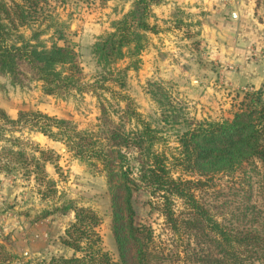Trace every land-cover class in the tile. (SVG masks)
Instances as JSON below:
<instances>
[{
    "label": "trees",
    "instance_id": "trees-1",
    "mask_svg": "<svg viewBox=\"0 0 264 264\" xmlns=\"http://www.w3.org/2000/svg\"><path fill=\"white\" fill-rule=\"evenodd\" d=\"M124 1L131 4V9L111 25L113 32L101 37L94 46L97 65L104 70H110L127 56L129 59L140 57L147 45L146 34L158 31L150 20L152 7L160 5L161 0ZM46 4L47 0H20L8 7L0 0V73L7 75L15 86L39 83L45 95L62 99L73 93L83 94L86 89L93 95L97 89L108 90L96 87L97 82L82 84L83 72L74 48L56 44L48 48L40 43L42 32H35L31 39L21 34L20 29L39 19ZM53 26L62 27L55 21ZM131 68L132 65L124 71ZM263 94L262 91L258 95H246L231 121L199 124L184 133L179 140L180 154L171 159L156 150L161 142L160 131L142 119L127 96L121 95L127 102L123 113L134 123L133 128L124 132L109 128L102 135L82 133L73 123L40 112H20L12 120L0 110V143L4 141L11 146L0 147V173L8 178L16 171L12 166H20L25 171L23 176L36 186L55 187L46 167L49 165L58 171L56 153L31 141L5 140L6 135L21 134L25 129L64 145L76 159L100 168L109 186L115 185L113 188L123 191L122 207L117 203L116 194L112 199L113 231L123 264H126L124 229L137 252V264H264L263 213L258 212L256 216L252 208L251 216H236L235 221H227L200 197L215 186L218 175H232L243 164L258 162L263 171L260 181L264 185V104L260 98ZM102 113L106 115L104 110ZM27 149L34 155L29 157ZM131 150L135 151L138 182L133 179L128 156ZM177 170L198 175L199 179L175 177L173 173ZM141 189L153 200L150 207L163 219L168 241H158L150 226L134 225V198ZM119 209L126 215L125 224ZM59 210L63 215L69 211L74 213V221L60 241L66 253L44 259L41 264H116L101 249L97 231L101 218L95 211L78 208L73 201ZM23 259L0 245V264H31L22 262Z\"/></svg>",
    "mask_w": 264,
    "mask_h": 264
},
{
    "label": "rangeland",
    "instance_id": "rangeland-1",
    "mask_svg": "<svg viewBox=\"0 0 264 264\" xmlns=\"http://www.w3.org/2000/svg\"><path fill=\"white\" fill-rule=\"evenodd\" d=\"M3 1L8 7L20 3V0ZM130 9L131 4L124 0H47L39 19L35 23L30 21L29 26L20 29L21 34L31 39L35 32H42L44 34L40 37V43L46 47L56 44L74 48L83 72L82 84L93 85L97 82L96 87L103 86L108 90L97 89L93 95L86 89L83 94L73 93L62 99L45 95L39 83L15 86L7 75L0 73V110L12 120H16L20 112H40L71 122L82 133L102 135L109 128L122 132L133 128L134 123L129 122L123 113L127 102L121 99V95L127 96L132 108L142 119L160 131L161 142L156 150L171 159L180 154L179 140L184 133L199 124L231 121L246 95L264 92V89L249 91L243 90V87L227 86L222 81V72L210 71L201 53L190 64L183 65L182 72L188 70L184 77L175 72L149 75V72L143 71L141 58L149 46V34L154 33L146 34L147 45L140 57L129 59L127 56L110 70L99 67L93 54L96 42L113 32L111 25L120 21ZM54 21L62 27L55 28ZM150 24L154 25L151 20ZM157 30L155 34L159 33L158 27ZM197 45L198 42L193 43L192 49L198 52ZM131 65V70L124 71ZM260 98L264 104V94ZM102 110L106 115H103ZM24 131L21 134H8L5 140L31 141L42 149L52 150L59 156V169L56 171L49 165L46 167L49 179L55 183L54 188L36 186L31 179L23 176L25 171L20 166H12L16 171L8 178L0 173L6 179L5 184L7 180L13 181L5 189L2 208L15 216L6 223L0 222V245L10 254L24 258L22 262L31 264H41L44 259L64 255L66 250L60 241L64 231L74 221V214L69 211L63 215L59 209L69 206L73 201L76 207L92 209L99 215L101 225L97 231L101 237V249L111 257L113 263L123 264L115 242L112 208L115 194L119 198L117 203L122 207L123 191L113 188L115 185L109 186L107 176L100 172V168L96 169L76 159L74 153H68L64 145L58 143L50 148V144L47 145L46 140L37 134ZM0 147L11 146L3 141ZM26 153L29 157L34 155L30 149ZM128 153L133 179L138 182V167L133 158L135 151ZM177 171L173 173L175 177L199 179L198 175ZM262 174L258 162L243 164L232 175H218L215 186L200 197L214 213L222 215L227 221H235L236 216H251L252 208L255 214L262 212L264 215V185L260 181ZM150 201L153 200L143 189L135 195L134 225L150 226L158 241H168L163 219L150 207ZM119 210L125 224L126 215ZM179 210H182L181 207ZM45 213L51 215L46 217ZM122 236L126 264H137V252L125 229Z\"/></svg>",
    "mask_w": 264,
    "mask_h": 264
},
{
    "label": "crops",
    "instance_id": "crops-1",
    "mask_svg": "<svg viewBox=\"0 0 264 264\" xmlns=\"http://www.w3.org/2000/svg\"><path fill=\"white\" fill-rule=\"evenodd\" d=\"M151 23L159 33L149 34L141 58L149 75L175 72L184 77L188 70L182 72L183 65L201 53L210 71L222 72L227 86L264 89V0H162L152 7ZM196 42L198 52L192 49ZM38 137L50 148L58 144ZM5 180L0 174L1 224L15 217L2 208L5 189L13 183Z\"/></svg>",
    "mask_w": 264,
    "mask_h": 264
},
{
    "label": "water",
    "instance_id": "water-1",
    "mask_svg": "<svg viewBox=\"0 0 264 264\" xmlns=\"http://www.w3.org/2000/svg\"><path fill=\"white\" fill-rule=\"evenodd\" d=\"M69 256H72V253L71 252L69 253Z\"/></svg>",
    "mask_w": 264,
    "mask_h": 264
}]
</instances>
